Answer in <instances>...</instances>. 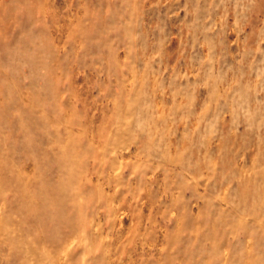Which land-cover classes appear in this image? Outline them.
<instances>
[{
  "label": "rangeland",
  "instance_id": "obj_1",
  "mask_svg": "<svg viewBox=\"0 0 264 264\" xmlns=\"http://www.w3.org/2000/svg\"><path fill=\"white\" fill-rule=\"evenodd\" d=\"M0 264H264V0H0Z\"/></svg>",
  "mask_w": 264,
  "mask_h": 264
}]
</instances>
